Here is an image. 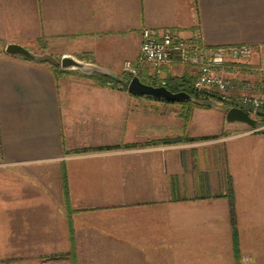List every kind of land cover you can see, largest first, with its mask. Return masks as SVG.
Here are the masks:
<instances>
[{"label":"crops","instance_id":"crops-1","mask_svg":"<svg viewBox=\"0 0 264 264\" xmlns=\"http://www.w3.org/2000/svg\"><path fill=\"white\" fill-rule=\"evenodd\" d=\"M145 29L256 48L249 72L233 78L264 94V0H0L4 49L36 56L42 39L60 58L90 56L119 77L138 62ZM1 49L0 264H115V253L116 264H236L233 235L239 255L264 264V135L228 124L240 132L126 149L175 133L179 119L172 111L154 119L148 108L165 104L150 107L118 87L74 75L56 81L38 59ZM162 71L163 80L188 75L180 65ZM224 123L225 113L198 111L187 134L218 136ZM85 150L98 151L72 154Z\"/></svg>","mask_w":264,"mask_h":264},{"label":"built area","instance_id":"built-area-1","mask_svg":"<svg viewBox=\"0 0 264 264\" xmlns=\"http://www.w3.org/2000/svg\"><path fill=\"white\" fill-rule=\"evenodd\" d=\"M255 50L247 45L207 47L199 32L185 39L173 31L145 29L141 34L138 62L127 64L125 71L136 76L144 67L161 77L163 68L186 66L197 71L193 82L196 91H212L217 102L231 108L246 107L254 114L264 107L262 86L234 82L233 77L242 73V64ZM251 91L252 94L247 93Z\"/></svg>","mask_w":264,"mask_h":264},{"label":"trees","instance_id":"trees-1","mask_svg":"<svg viewBox=\"0 0 264 264\" xmlns=\"http://www.w3.org/2000/svg\"><path fill=\"white\" fill-rule=\"evenodd\" d=\"M37 45L39 46V49L45 54H47L48 51V44L44 41V40H39L37 41ZM43 58H38V61L42 64H45L49 67V70L52 74V76L55 78L56 81H58L60 78H63L65 76L68 75H74V76H78L81 78H86V79H90L92 80L95 84L99 85L100 87H106V86H111L114 88H120L123 91L127 92V88L129 85V82L131 81V79L135 76L129 74V73H124L123 75L120 76L121 78V82L115 81L109 77L103 76V75H99V74H93L92 76H84L79 72H63L60 69V58H58L55 62H52L49 59V56L46 59ZM81 60H90V58H87V56H83L81 58ZM146 73L149 74L148 78L150 80V83H146L148 85L151 86H157V87H165L168 91L172 92V93H180V92H185L187 94H189L191 97H193L196 102H186V103H182V104H178L175 103L176 105L180 106L182 108V111L185 112V114H182V120H183V125L184 128L187 127V125L189 124L193 111L196 109H204V110H208L211 108V105H208L205 101V99L201 98L198 94H196L194 87H193V82L194 79L188 75H183L181 77H173V76H167L164 80L161 79V77H157L156 74L151 75L150 73H152L148 68H142L139 72V74H137L136 76L139 77L142 80V77H146ZM163 73V71H162ZM145 83V82H144ZM215 98V97H213ZM148 100L151 101H156L152 98H146ZM161 103H165V102H161ZM169 104V103H166ZM225 108V113L227 110H229L231 107L225 106L223 107ZM242 108L244 111L248 112L252 117L254 116V114H252L251 110L249 108L246 107H240ZM255 116L260 119V124L264 123V107L262 109H260L259 111L256 112ZM221 137V135H219L218 137H208V138H203V140H209V139H214V138H219ZM178 140H170V141H161V142H154V143H149L148 145H166V144H172V143H177ZM184 141L189 142L192 141L191 139H184ZM137 146H142V145H132V146H125L124 148H134ZM145 146V145H144ZM95 152L98 150H85V151H74L72 152V154H83V153H87V152ZM68 154V153H67ZM227 186L230 187L231 189V181L230 178H228L227 180ZM63 188H64V192H65V206H66V211H67V216L68 218H70V216L75 212L72 210V208L70 207L69 204V200L67 199L68 193H67V183H66V177L64 174L63 177ZM232 190V189H231ZM232 204V202H231ZM234 223V221H232ZM69 242L71 243V245H73L74 243V235H73V230L72 227H70L69 230ZM233 247H234V254H235V258L238 256L239 253V238L237 235H233ZM68 255L72 256L75 255L74 251H70L68 253ZM68 256V257H69Z\"/></svg>","mask_w":264,"mask_h":264},{"label":"rangeland","instance_id":"rangeland-1","mask_svg":"<svg viewBox=\"0 0 264 264\" xmlns=\"http://www.w3.org/2000/svg\"><path fill=\"white\" fill-rule=\"evenodd\" d=\"M0 49L5 51V49H4L3 46H0ZM33 51L36 54V56H38L39 58L41 57L43 59H46L49 56V59L48 60H50L52 62H55L58 58H60L57 54H55L52 51H48L47 54L46 53L44 54L40 49H34ZM258 53H259V51L257 52V49H256L254 51L253 55L250 57V59L247 62H245L244 64H242L241 70H244L246 73H248L249 71H247V68L251 67V66H249V62ZM87 58L92 59V57H90V56L87 57ZM88 62L91 63L92 61L88 60ZM127 64L128 63H125V65H124L125 66V69H126V65ZM182 67H184V66H182ZM185 68H186V72L188 73V76H190L193 79H195V76H196V72L197 71L194 70V69L187 68L186 66H185ZM257 72H258V70H257ZM124 73H128V72L125 71ZM124 73H122V75ZM150 74L153 75V73H150ZM135 77H137V76H135ZM141 78L143 80L142 82L143 83L145 82L144 84L150 83V80L149 79H146L145 77H142V76H141ZM247 83H249V82H247ZM195 92L201 98L205 99L206 100L205 102L208 105H211V108L208 109V110H204V109H196V110H194L193 111V114H192V117H191V120L193 119L194 113L195 112H198V111H200V112H207V113H213V112H220L221 114L222 113H225V108H223V107H225L226 105H223V104L217 102L216 101V97L214 96V94H213L212 91H209V92H207V91L198 92V91L195 90ZM247 93L252 94L253 91L247 92ZM213 97H215V98H213ZM144 100L145 101H141V102L143 104H146V105L150 106V107L151 106H153V107H162L161 104H154V103L151 102V100H148V99H144ZM163 104L166 105L165 106L166 107L165 110L164 109H159V108H156V109L154 108V109H151V110L148 108V110H149V112H151V113L154 114V117L156 116L154 119H157V116H167V115L170 114V111L174 112L176 118H178L179 119V122H180L179 128L178 127L177 128L175 127V131H174L175 133H173V134L163 133L164 135L162 136V134L158 133L157 134V137L148 138L150 140H148V141L146 140L147 142H143V144H142L141 147H143V148H148V147H150V148H160V147H162L163 148V147L175 146V145H179V144H192V143L193 144L194 143L195 144L196 143L198 144V143H203V142H207V141H212V140L218 139V138H214V139H209V140H203V138H208V137H193V138H191L190 135L187 134V127L184 128V125H183V120H182V116L181 115L182 114H185V112L182 111V108L180 106L176 105V104H166V103H163ZM166 110H167V113H162L161 112V111H166ZM255 114L256 113H254L253 118L260 122V119H258L255 116ZM191 120H190V122H191ZM230 127L231 126H228V124H225L224 123V128H223V131L220 134L221 137H219V138H222V137L225 138V137H228V136H230V135H232L234 133L240 132L239 131V128H230ZM244 127L245 128H243V127L241 128L242 131H243V129H245V131L253 132L255 135H264V123L263 124H260L259 128L255 129V130L254 129H251V128L247 127V126H244ZM179 129H180V131H177ZM218 136H211V137H218ZM184 139H191L192 141L186 142V141H184ZM170 140L171 141L172 140H178V141H177V143L166 144V145H162V144L161 145H158V144L157 145H148L149 143H154V142L156 143V142L170 141ZM225 191H226L225 192L226 197H228L229 200H230L231 199V196H232V191H231L230 187L227 186V189L225 188ZM230 206L232 207V204ZM232 239H233V236H232ZM232 244H233V240H232ZM233 250H234V247H233ZM243 250L245 251V249H243ZM100 254H102V253H100ZM118 255H119L118 253H115V257L112 259V262L115 263V264L119 262L120 257ZM59 256L63 259L65 257H68L69 255H68V253H66V254H60ZM249 256L250 255H247V254L245 255V253L243 251H241L240 252V255L238 254V256L236 257L235 263L236 264H253V259H252V257L249 258Z\"/></svg>","mask_w":264,"mask_h":264},{"label":"water","instance_id":"water-1","mask_svg":"<svg viewBox=\"0 0 264 264\" xmlns=\"http://www.w3.org/2000/svg\"><path fill=\"white\" fill-rule=\"evenodd\" d=\"M5 53L13 56H21L29 60L37 59V57L31 54L27 49L15 44L7 45ZM60 69L63 72H79L84 76L99 74L121 82V78L113 75L108 69L89 63L86 60L77 59L73 56H62L60 58ZM127 93L134 98H152L156 101L169 104L196 102L193 97L185 92L172 93L165 87L147 85L144 84L139 77H133L131 79L127 88ZM225 122L227 124H243L254 130L260 126L259 121L254 119L248 112L237 107L230 108L226 111Z\"/></svg>","mask_w":264,"mask_h":264}]
</instances>
